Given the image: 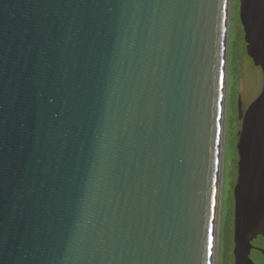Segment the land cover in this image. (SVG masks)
Instances as JSON below:
<instances>
[{"label":"water","instance_id":"95a60500","mask_svg":"<svg viewBox=\"0 0 264 264\" xmlns=\"http://www.w3.org/2000/svg\"><path fill=\"white\" fill-rule=\"evenodd\" d=\"M228 5L0 0V264H211ZM239 18L262 72L238 102L233 256L253 264L264 0Z\"/></svg>","mask_w":264,"mask_h":264},{"label":"rangeland","instance_id":"374dc122","mask_svg":"<svg viewBox=\"0 0 264 264\" xmlns=\"http://www.w3.org/2000/svg\"><path fill=\"white\" fill-rule=\"evenodd\" d=\"M240 0H231L228 27V72L226 89V115L223 134V163L221 170V194L217 232L215 264H234V188L237 179V143L241 130L238 120V102L243 110L259 95L262 72L246 53L244 31L239 18ZM250 258L254 264L264 262L257 248L264 245L260 238L252 242Z\"/></svg>","mask_w":264,"mask_h":264},{"label":"bare ground","instance_id":"6f19581e","mask_svg":"<svg viewBox=\"0 0 264 264\" xmlns=\"http://www.w3.org/2000/svg\"><path fill=\"white\" fill-rule=\"evenodd\" d=\"M229 20H230V9H231V0H229ZM228 47V46H227ZM227 66H225L224 71V82L222 87V96H221V138H220V151H219V165L217 173V183H216V201L214 206V218H213V236H212V260L211 264L216 262V250H217V232H218V222H219V209H220V194H221V170L223 163V134H224V125H225V115H226V87H227V70H228V60ZM251 254V253H250Z\"/></svg>","mask_w":264,"mask_h":264},{"label":"flooded vegetation","instance_id":"af4514ba","mask_svg":"<svg viewBox=\"0 0 264 264\" xmlns=\"http://www.w3.org/2000/svg\"><path fill=\"white\" fill-rule=\"evenodd\" d=\"M259 248H257V250H258ZM260 264H264V262L263 263H260Z\"/></svg>","mask_w":264,"mask_h":264},{"label":"snow or ice","instance_id":"6c2138e0","mask_svg":"<svg viewBox=\"0 0 264 264\" xmlns=\"http://www.w3.org/2000/svg\"><path fill=\"white\" fill-rule=\"evenodd\" d=\"M209 243H211V240H209Z\"/></svg>","mask_w":264,"mask_h":264}]
</instances>
